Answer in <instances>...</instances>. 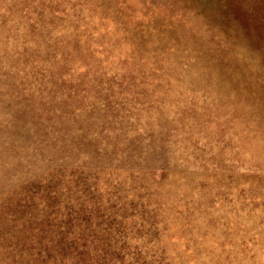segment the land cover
Segmentation results:
<instances>
[{"label":"rangeland","instance_id":"1","mask_svg":"<svg viewBox=\"0 0 264 264\" xmlns=\"http://www.w3.org/2000/svg\"><path fill=\"white\" fill-rule=\"evenodd\" d=\"M0 264H264V0H0Z\"/></svg>","mask_w":264,"mask_h":264}]
</instances>
